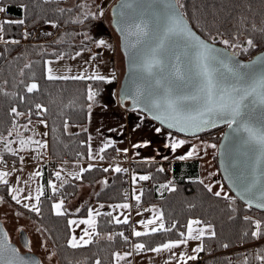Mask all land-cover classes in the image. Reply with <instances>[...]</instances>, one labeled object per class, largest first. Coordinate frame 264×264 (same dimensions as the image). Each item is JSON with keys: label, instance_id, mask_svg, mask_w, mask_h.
I'll use <instances>...</instances> for the list:
<instances>
[{"label": "trees", "instance_id": "trees-1", "mask_svg": "<svg viewBox=\"0 0 264 264\" xmlns=\"http://www.w3.org/2000/svg\"><path fill=\"white\" fill-rule=\"evenodd\" d=\"M65 1L0 0V7L5 8L4 12H0V22L5 20L24 21L23 24H4L3 31H0V89H2L0 91V135L6 138L9 136V131H12L13 134L9 137L15 138L22 131L19 128L22 123L28 124L33 119L45 120L48 124V154L57 161L65 158L74 160L89 157L87 132L68 133L65 128L66 122L86 123L91 111L88 105H92L102 97L109 96L108 98L115 103L118 101L115 78L104 81L91 79L49 80L47 78L46 60L49 57L65 54L63 50L68 48L75 51L73 46L59 48V45L62 46L60 36L84 33V30L95 21V18L89 17L83 19V23L73 22L78 16L77 6L66 7ZM181 3L183 4L182 10L194 29L208 40L210 37H218L215 42L221 44L220 40L232 39L237 32L240 33L239 40L242 43L249 37L253 38L257 47L250 49L249 52L244 53L232 49L238 51V54L244 59H249L264 49V35L259 31L252 30L253 24L257 26V29L264 27V0H181ZM59 9H72V11L61 13ZM53 23L56 26H52L50 30L42 34L41 39H44L42 42H10V40L21 37L24 28L33 32L37 26H49ZM73 26H79V28L72 29ZM84 42L86 41H81V43ZM80 48L83 47L80 46ZM26 64L31 66L25 68ZM21 69H23L22 74ZM33 82L38 84V90L28 93L27 85ZM90 88L97 93L93 101H89L87 98ZM36 104H41L47 111L36 109ZM13 107L24 115L13 114L11 112ZM224 129L225 126L217 127L197 136L206 137L210 134V140L217 146L218 152V144L222 137V134L218 135V132ZM0 142L3 143V141ZM113 150V146L105 149L103 157L106 158L110 152L114 153ZM217 152L214 160L219 168ZM2 156L12 158L18 163L16 156L5 148ZM43 167L45 182L48 178L56 179V176L52 175L45 165ZM104 169L94 166L81 173L79 178L72 177L58 181L55 192L51 187H48L40 200L39 213L24 208L22 204H17L10 195L9 185L0 184V194L4 201L16 206L42 226L48 240L55 248L59 264H96L97 260L100 261V264H113L114 254L123 246L129 247L133 241L143 242L147 248H153L167 240L183 238L180 233L186 234L187 225L191 219L201 221L202 225L210 224L215 232L214 236L203 237V253L211 251L212 247L215 250H223L239 242H248L253 238L251 233L256 229L255 220L252 217H258L264 221V210L249 207L233 193L228 198L225 195L217 197L214 195L215 192L208 191L207 184L201 179H187L188 175H199L198 161H175L172 166L173 175L176 178L175 188L162 192L158 191V186L165 182L168 176L160 170L159 163L141 162L136 165V170L149 174L154 185L142 191L140 202L159 205L166 223L165 228L171 230L150 232L140 237L133 236V238L121 236L119 234L124 232L128 223H116L110 213H100L97 216L96 232L92 242L82 247L72 248L68 243L72 231L71 225L68 223L70 214L65 213V215L57 216L52 205L59 199L68 201L73 198L79 191L82 182L95 183L111 172L109 169L108 171H104ZM121 176L120 172L115 173L111 182L99 190L95 197L96 200L125 201L124 182ZM223 181L226 184L224 179ZM245 216L251 217V220H245ZM106 231L113 232L111 240L99 238L101 233ZM124 237L128 239L125 240ZM224 245L228 246L224 247ZM257 248L258 251H264V242ZM217 260L218 258H213L211 262Z\"/></svg>", "mask_w": 264, "mask_h": 264}, {"label": "snow or ice", "instance_id": "snow-or-ice-1", "mask_svg": "<svg viewBox=\"0 0 264 264\" xmlns=\"http://www.w3.org/2000/svg\"><path fill=\"white\" fill-rule=\"evenodd\" d=\"M130 7V5H128ZM149 6L151 7V13L149 19L143 17L134 24L128 25L127 31L125 28L119 30L125 35V40L130 36L136 38L135 43L132 45L135 47L137 44L145 42L148 38L152 43L143 50H140L135 55V61L137 66L144 71L152 74L164 73L165 68L169 69L166 76H161L157 79V87L150 89L146 93L140 88L135 91L127 90L126 95L133 99L134 105L143 104L146 111L152 113L153 118L159 121L162 125H167L169 129H176L182 133L195 134L200 131H204L208 128H215L218 124H227L228 128L234 133V142L239 143L244 147L245 151L243 155L251 161V172L246 173L243 170H236L229 178L233 180L239 189L238 194L241 198H247L249 206L252 205L254 200L260 201L256 204L258 208H264V53L256 56L254 60L249 63H241L236 59L238 51L247 53L250 49L256 48L257 44L253 38L249 37L243 43L239 40V32H237L232 39H222L220 43L228 46V48L238 51L228 52L227 49H221L213 46V43L202 39L196 32L189 27L188 22L185 19V14L181 9L183 4L181 0H149ZM81 9V15L83 19H88L96 14L87 10V3H81L77 5ZM5 8L0 7V12H4ZM61 13L72 9H59ZM102 11L99 15H102ZM124 16V13H121ZM83 19L77 16L73 22L83 23ZM126 22V21H124ZM23 20H5L0 22V31H3L4 24H23ZM53 26H56L53 23ZM253 31H259L264 35V27L257 29L255 24L252 25ZM27 35V33H25ZM179 39L182 43V52L180 55L175 56V63L166 65L164 60V53L168 49V42ZM218 37H210L212 42H215ZM15 43V41H13ZM106 42L100 40L99 45H103ZM127 54V46H126ZM76 55H80L79 52ZM183 57V59L181 58ZM59 58V57H58ZM51 64V61L47 62ZM31 65L26 64L24 67L29 68ZM23 69H21V74ZM47 78L49 80L56 79H91L104 81L107 79L105 76L100 75L98 72H94L91 76L85 77L84 75L77 76H57L53 74V69L48 67ZM114 78V77H113ZM6 83V82H5ZM38 84L33 82L27 85V92L32 93L38 90ZM2 91V89H0ZM7 95V93H4ZM96 92L89 89L88 100L93 101ZM36 109L47 111L41 104L35 105ZM91 109L92 105H88ZM11 112L16 116H22L23 113L17 111L15 107L11 109ZM39 114V113H38ZM30 123V121H29ZM44 123V121H41ZM27 127V126H25ZM67 122L65 128H67ZM155 131L160 133L161 128H156ZM13 133L9 131L8 135ZM18 135V134H17ZM46 135V134H45ZM170 143L165 147L171 148L173 152L187 143L183 139L172 138V134L169 133ZM91 139V138H90ZM0 141H3L4 148L8 152H14L15 150L10 146L12 141L6 140L3 135H0ZM31 141V138H29ZM21 139L19 141L21 147H24L26 143ZM38 144L41 148L46 147V142L31 141ZM148 142L143 144L134 145V147L147 146ZM108 145H105L107 147ZM206 147L215 148L216 145H206ZM100 152L104 151V148L99 149ZM127 152V149L124 150ZM196 152V146L193 145L192 149L184 156H180L179 159L184 160L191 157ZM91 156V151L89 153ZM166 158V157H165ZM23 157L21 161L23 162ZM94 167L89 165L88 169L81 168L80 173L88 171ZM246 167L248 165L246 164ZM161 171L163 169H160ZM108 171V169H104ZM116 172L127 171L119 166L115 168ZM7 171L0 170V184L8 185ZM34 175L39 176L41 173L37 171ZM76 178H79V173L75 174ZM57 179L60 178L61 173L58 171L55 173ZM135 179V177H133ZM141 180H148L149 176L139 177ZM104 183H107L106 181ZM201 183H203L201 181ZM49 184L52 187L53 192L56 191V185ZM62 186V185H61ZM161 187H167L162 185ZM209 192L212 191L211 185H206ZM171 190V189H170ZM12 193V199L17 203H21L22 188L12 187L10 188ZM36 196L34 197L35 203H24L23 207L30 209L32 212H40V196L43 194L41 188L36 189ZM215 196L220 197L221 191L214 193ZM226 198L227 194H224ZM24 200H32L31 193L23 197ZM135 199L139 201L140 197L136 196ZM57 216L65 215L63 210V200L52 205ZM103 207V205H101ZM115 207L129 208L127 203L122 205H116ZM79 211V209H77ZM99 215V212L96 213ZM110 215V214H109ZM88 219L69 220V225L77 223L89 225L92 228V232L88 229L84 230V234L79 237L76 236L68 241L72 248L82 247L92 242V235L95 233V220L93 218V210L88 209ZM116 223H127L128 218L125 217L120 220L118 217L114 218ZM245 220H251V217H244ZM159 221L158 226L152 227L150 231L156 233L158 231H170L171 229L165 228L163 222V215L150 219L148 221H140L141 224L149 225ZM201 221L190 220L187 225V236L185 239L176 241H169L163 243L160 246L151 249L154 252H160L162 249H172L181 244H186L188 239H200L205 234L204 228H193V225H199ZM255 231L251 233L253 237H258L262 234V222L260 220L254 221ZM175 227V225H173ZM211 229V225L207 226ZM196 232L198 235H194ZM148 232H140L133 230V235L136 237L147 235ZM211 235H215V232H211ZM119 235L123 236V233ZM181 237H185V233H180ZM85 236L88 239H85ZM109 240L112 236L107 237ZM127 240V237H124ZM228 245H224L227 247ZM145 244L137 243L134 245L135 250L139 251L145 249ZM194 251H202V246H198ZM131 253H115L116 264H120V261L124 256H130ZM183 259V254H181ZM187 259H196L195 256L188 257ZM256 259L264 262V255H258ZM0 264H40L35 259H25L18 255V250L12 247L8 243L7 233H3V238L0 239ZM96 264H100L97 260Z\"/></svg>", "mask_w": 264, "mask_h": 264}, {"label": "crops", "instance_id": "crops-1", "mask_svg": "<svg viewBox=\"0 0 264 264\" xmlns=\"http://www.w3.org/2000/svg\"><path fill=\"white\" fill-rule=\"evenodd\" d=\"M111 2L112 0L108 2L106 1L104 4L103 2L95 3L93 0L91 1L90 0H66L65 1L66 7H72V6L75 7L81 3H87L88 5L87 10L96 14L94 15L96 18L95 25H91L90 27L86 28L84 30V33H78L77 35L75 33V34L68 35V36H65V34H63L62 36H60L61 38L59 37L60 42L62 43L61 44L62 46L59 45V48H63V46H69V47L73 46L75 50L73 51L72 48H68L67 50L62 49L64 51L63 53H65L62 55L70 57L71 59H78V57L80 56L89 57V58L93 57L92 59H94L93 62L95 64V66H93L92 68L93 71L92 70L90 71V68H81L80 70L81 72L91 73L95 71V72H98L99 74H107V72L111 70V69L107 70V68H109V65L104 64V57L108 55L107 54L109 52L108 47H110L111 52H112V48H114V51H115L116 47H115V44L111 42L110 40L101 39L106 36V33L102 32L104 30H102L101 24L97 21V19L101 16L99 15V13L101 11L103 13L105 10H107ZM76 11L78 14H81V9L79 7L76 8ZM77 28H79V26L72 27V29H77ZM0 36H1V32H0ZM0 40H1V37H0ZM82 40L86 42L81 43ZM100 40H103L106 43L103 45H99L98 42ZM80 46H82L83 48H80ZM88 51L90 52L89 54L86 53ZM77 52H79L80 55L77 56L76 55ZM57 57H60V56L57 55ZM112 59H113V62H112L113 72L115 74L113 77L116 79L117 86H118V81H119V76H120L121 71L119 69V66L117 65L116 54L115 56H113ZM105 99L107 98L104 97L103 99L104 102H105ZM106 102L112 105L113 107H110V109L106 111L104 109L91 108L88 121L86 123L79 124V123L67 122L68 127L66 128V130L68 133H76L80 131L87 132L88 148H89L88 152L90 153L91 151V156L89 155L87 159L71 160V159L65 158L63 160H60L57 166L58 171L60 172L61 170L60 165L63 164L65 167L69 168L71 173L72 171H75V173H72V177H76L75 174L77 173H79V176H80L81 168L88 169V165L94 163V161L91 159L92 154L94 152L93 150L94 147L97 148V151H96L97 156L100 157V160L97 161L99 165H94V166H100L102 168L109 169L111 171L109 174L102 177V179L98 180L97 182L95 181V183L82 182L79 186V191H77L76 195L70 200L65 201L64 199H59L58 201L55 202V203H58L61 200H63V210L65 211V213L70 214V218H69L70 220H76L79 222L80 220L88 219L89 218L88 209H92L93 218L95 220L96 225H97V216H98L96 215L97 212H99V214L100 213H110L113 218L118 217L120 220H123L125 217H127L128 225L130 224L132 220H135L137 222V226L134 228L135 231L138 227L143 228V227H149L153 225V224L145 225V224L140 223V221L146 222L162 214L159 205L140 202L142 191L146 188L144 189L135 188L134 199L136 197L135 195L136 190L139 193L137 196H139L140 199L139 201L135 199L133 202L134 203L133 206L129 203L128 200H125L123 202L122 201L121 202H109V201H98L95 198L99 190H102L111 182L113 178L112 176L115 173H117L115 171V168L117 166H119L122 169L125 168L126 166L125 153L130 154L131 158L138 159L137 164L141 162L154 161V162H158L159 167L163 169L164 162H168V166L166 168L167 174H164L168 176V179L162 184L161 183L159 184L158 186L159 192L175 188L176 178H175V175H173L174 172L172 171V166L175 161L176 162L177 161L179 162L198 161L199 162V173H198L199 175H196V174L188 175L186 178L189 180L201 179L203 182L205 180L207 185L215 186V191L212 190L213 192L219 191V188L223 189V187L220 186L221 184L220 185L217 184L215 180H213L212 178L214 174L220 177V179H222L220 170L216 164V161L214 160L215 154L217 152V146L215 148L205 146L206 147L205 154H203V151H199V148L202 145H212L211 140H208L206 137H201V136L185 137V136L178 135L177 133H174V132L172 133L170 129L164 128V126L156 123L157 121L153 120L148 115L143 114L142 112L137 111V110H128L122 107L119 103V99L118 101H116V103L111 99H109ZM112 108H114V110H112ZM46 124H47V121H45V125ZM47 127H48V124H47ZM156 128H161L162 131L160 133H157L155 131ZM43 133L48 134V129L43 130ZM169 133L172 134V138L183 139V140H186L187 143L181 146L180 148L176 149L175 152H173L171 148L165 147L166 144L170 143V138L168 135ZM123 136L127 137L126 141H125V137ZM46 138H47V135H46ZM32 141H40V138H38L37 140H32ZM145 141L148 142L147 146L134 147V145L143 144ZM114 142H116V144H114ZM105 145H108V146L110 145L114 147V150H113L114 153L112 152L108 153V156L106 158L103 157L104 151L100 152L98 149L101 146L102 148H104V150L107 149L108 146L105 147ZM193 145L196 146L195 154L184 160L179 159L180 156L186 155L192 149ZM48 148H49V145H48V138H47V150L45 153H43L44 154L43 157L49 156ZM28 149H29V153H28L29 155L37 156V154L40 151V146L38 144L30 142V144L28 145ZM125 149H127V152L124 151ZM120 151H123L124 154L121 155ZM43 161L44 159L41 158L35 161L33 160L32 163L41 164ZM43 165H45L46 169L48 170L47 165L44 163ZM43 165H42V169H43ZM203 172H207L206 177H204ZM120 173L122 174V171ZM141 176H147V175L142 172H138L135 168V172H134L135 182L140 181L141 179H139V177ZM72 177H69V178H72ZM60 178L59 179H57V177L56 179L54 178V181H56L55 185H57L58 181L64 180L61 176ZM50 179L52 178H48L46 182L43 180V170H42L41 180L43 184V191H42L43 194L41 195L40 200L43 197V195H45V192L47 191L48 187H51V185L49 184V182L51 181ZM105 181L107 183H104ZM162 185H167V187H161ZM222 193L227 194V192L224 189ZM227 197H231V196L227 194ZM125 203L130 205V207L129 208L115 207L116 205H122ZM101 205H103V207H101ZM77 209H79V211H77ZM163 222L166 227V223L164 219H163ZM155 223H159V221L157 220ZM76 226L78 227L77 230H76ZM204 226L207 227L208 225H204ZM71 229L72 231H71L70 239L72 238V236H76L78 240H79V237L84 234L85 229H88L89 232L93 231L89 225L80 224V223L71 225ZM95 230H96V227H95ZM210 231L213 232L212 226H211ZM94 234L92 235V238ZM207 235H211V234L208 233ZM207 235H204V236H207ZM108 236H112L113 238V232H110V231L103 232L101 233L99 238L109 240L107 238ZM204 236H202L201 238L203 239ZM85 239H88V237L85 236ZM167 241H171V240H167ZM136 243H137L136 241L135 242L133 241L131 245H129V247L125 246L126 247L125 250L119 249L117 251L121 255H123L126 252L131 253L130 256H124V258L120 261V264H139V261L141 260V257H138V255H140L139 254L140 251L145 250L149 252V250L147 249H151V248L145 247V249L137 251L134 248V245ZM199 246H202V251H199V252L195 251L194 254H191L189 257L191 256L197 257L200 254V252H203L204 240L202 241V243H200ZM187 258L182 261H173L168 264H186L194 260V259H187ZM113 264H116L115 258H114Z\"/></svg>", "mask_w": 264, "mask_h": 264}, {"label": "rangeland", "instance_id": "rangeland-1", "mask_svg": "<svg viewBox=\"0 0 264 264\" xmlns=\"http://www.w3.org/2000/svg\"><path fill=\"white\" fill-rule=\"evenodd\" d=\"M93 1L95 3L96 2H98V3L103 2V4H104L106 1L108 2L111 0H99V1L93 0ZM114 1L115 0H112L110 5H112ZM110 5L107 8V10H105L103 12V14L97 19V21L101 24L102 30H104L102 32L106 33V36L104 38H101V39L110 40L111 42H113L115 44L116 49L114 51V48H112V52H111L110 47H108L109 52L107 53L108 55L104 57V64L109 65V68H107V70H110V69L111 70L109 72H107V74H100V75L105 76L107 79H113V76L115 74L113 72V64H112L113 59L112 58L116 54L117 65L119 66V69L121 71L120 76H119V81H118V84H119L120 80L122 78L124 69H125V62H124V58H123L124 57L123 53H122V51L120 49V45H119L120 44L119 37L111 25V16H110V7L111 6ZM78 16H80V18L83 19L81 14H78ZM90 18H95V16H91ZM94 20L95 21L92 23V25H95L96 18ZM51 27H52V24L49 25L48 30H50ZM112 37H114L115 40H112L111 39ZM39 39H40V42H42L44 40V39H41V37ZM113 52H114V54H113ZM86 53L89 54L90 52L88 51ZM59 56H60L59 59H57L58 58L57 56H52L51 58L49 57L46 60V71H47L48 67H51L53 69V74H55L57 76L84 75L85 77L91 76L95 72L94 71L91 73L90 72L84 73V72L80 71L81 68H90V71L91 70L93 71L92 68H93V66H95V64L93 62L94 59H92L93 57L89 58V57L80 56V57H78V59H71L70 57H67L64 55H59ZM48 61H51V64H48L47 63ZM84 71H86V70H84ZM46 75H48V73ZM118 86H116V89H115L117 94H118ZM108 97L109 96H106L107 99H105V102L103 101L104 97L100 98L96 102H93L91 108H93V109L94 108L104 109L105 111L110 109V107H113V106L106 102L110 99ZM112 110H114V108H112ZM39 120L44 121V123H45V120H41V119H39ZM25 126H27V127H25ZM19 128L22 130L19 132L20 135L18 134V136L15 138H11L9 136L5 138L6 140L12 141V144L10 146L15 151L10 152V153L13 154L14 156H16V158L18 159V163H16L12 158L3 156L4 160L7 159L11 162L12 167L11 168H4L3 167V169L1 167L0 170L7 171L9 173V175L7 176V180L9 182L8 183L9 188L18 187V188L23 189V192H21V194H20L21 195V203L20 204L23 205L24 203H35L34 197L37 194L36 193L37 188H41L43 191V184H42V180H41L42 170H43L42 169L43 162L41 163L42 164L41 165L40 163H32L33 160L35 161V160H38L41 158L46 160L50 156L43 157V155H44L43 153L46 152L47 146L44 148L40 147V151L37 154V156H32V155L28 154L29 153L28 145L30 144V142L32 140H37L38 138H40V142L41 143L46 142V145H47V138H46L47 134L46 133H43V132L39 133L37 128H34V126H32L30 123H28V124L22 123L19 126ZM23 131H26V132H23ZM220 132H223V131H220ZM123 137H125V141H126L127 137L126 136H123ZM29 138H31V141H29ZM21 139H24L25 141H29V142L26 143L24 147H21V145L19 143V141ZM210 139H208V140H210ZM114 144H116V142H114ZM125 144H126V142H125ZM205 146L206 145H202L199 148V151H203V154L206 153L205 152L206 151ZM101 148H102V146L99 147L98 149H101ZM93 150H94V152L92 154L91 159L94 161V163L89 164V165H99V163H97V161L100 160V157L97 156V152H96L97 148L94 147ZM126 155H130V154H125V157H126ZM21 157L24 158L23 162L21 161ZM53 160H55V159H53ZM58 162L59 161H57V160H55V162H54V165L57 168V172H58V167H57ZM60 169H61L60 170L61 177L64 180L68 179L69 177H72V173H75V171H72V173H71L69 168L65 167L63 164L60 165ZM37 171H39L41 173V175H39V176L34 175ZM203 173H204V177H206L207 172H203ZM52 175L55 176V174H52ZM212 178H213V180H215V182L217 184H219V185L221 184L220 186L223 187V189L227 192V194H229V196H232L231 190L227 186H225L223 180L220 179V177L213 174ZM50 180H51L52 184L56 183V181H54V178H52ZM204 182H205V180H204ZM209 183H211V182H209ZM135 188L141 189L140 187H135ZM223 189L219 188V191L222 192ZM133 190H135V189H133ZM212 190L215 191V186H212ZM29 193H31L33 199L30 201L24 200L23 197L27 196ZM138 194L139 193L136 190L135 195L137 196ZM222 194H224V193H222ZM10 195L12 196L11 191H10ZM0 220L2 221V223L6 229V232H7L9 239L13 242H16L21 250H24V248L26 247V245L21 244V237L24 235L23 237H25V240L28 242V246H27L28 250L33 251V253L38 255L40 257V259L42 260V262H44L45 264H59V260H58L57 254L55 252V248H54V246H52L53 244L48 240L47 234L45 233L42 226H40L28 214L20 211L16 206H13L12 204L4 201L2 199L1 194H0ZM191 220H197V219H191ZM129 226H130V224L128 225L127 228H129ZM156 226H158V223H154L153 225H151L149 227H143V228L138 227L136 229V231L150 232V229L152 227H156ZM193 228L194 229L195 228H204L205 229L204 235L211 233L210 229L208 227L202 225V224L193 225ZM77 229H78V227L76 226V230ZM193 234L198 235V233H196V232H194ZM186 236H187V232H186ZM186 236L184 238H186ZM184 238H181V239H184ZM176 240H180V238L179 239H173L171 241H176ZM202 241H203V239L200 237V239H188L186 244L178 245L177 247L172 248V249H162L160 252L151 251V249H153L154 247L151 249H147V250H149V252H147L145 250L140 251V253H139L140 255H138V257H141L139 264H168V263L173 262V261L185 260L191 254H194V252H195L194 249H196L200 245V243H202ZM167 242H169V241H167ZM137 243H143V242L138 241ZM160 245H157V246H160ZM157 246H155V248ZM181 254H183V259H181Z\"/></svg>", "mask_w": 264, "mask_h": 264}, {"label": "water", "instance_id": "water-1", "mask_svg": "<svg viewBox=\"0 0 264 264\" xmlns=\"http://www.w3.org/2000/svg\"><path fill=\"white\" fill-rule=\"evenodd\" d=\"M128 5H130V7ZM110 6H111L110 7L111 25L119 36V42H120L119 45L123 53L124 56L123 58L125 62V69L122 78L120 80V83L118 84L119 86H118L117 96L119 99V103L122 107L128 110H140L149 117H151L153 120H155L153 118L152 113L144 109L143 104H140L138 106L134 105L133 99L127 96L126 92L127 90L135 91L137 88H140L142 91L146 93L150 89L156 88L157 79H160L161 76H166L169 72V69L166 67L164 73L154 72L152 74H149L148 72L138 67L137 62L135 61L136 53L140 50L146 49L152 42L148 38H146L144 43L137 44L135 47H133L132 45L135 43L136 38L134 36H130L128 37L127 40H125V35L122 34V32L119 30L120 28H125V30L127 31L128 25L139 22V20L142 17L144 19H149L152 10L151 7L149 6V0H115L113 4ZM181 11L183 10L181 9ZM121 13H124L123 17L121 16ZM185 19L188 22L189 27H191L193 31L196 32L197 35H199L202 39H205L206 41L213 43L214 47L227 49L229 53L234 51L228 48L227 46L208 40L202 34H200L196 29H194V26L186 16ZM126 46H127V54H126ZM181 52H182V43L179 39H176L174 41H169L168 49L164 53V57H163L165 60V64L168 65L171 63H175V56L180 55ZM261 53H264V49L256 53L253 57L249 59H244L239 54H237L236 59L239 60L241 63L246 64L254 60L255 57L260 55ZM181 58L183 59V57ZM157 123L161 124L159 121H157ZM162 126L169 129L167 125H162ZM222 126H225V129L223 130L221 140L218 144V152H217L218 154L217 160L219 164L220 173L227 184L226 186L229 187L231 192L238 198L242 199V201L249 206L247 198L246 197L241 198V196L238 194L239 189L237 188L236 184L233 183V180H231L229 177L232 176L233 172L236 170H243L246 173L251 172V167H250L251 161L248 160L243 155L245 151L244 147L241 146L239 143L234 142L233 139L234 133L232 132V130L228 128L227 124H223V123L218 124L217 127H222ZM211 129L214 128H208L204 131L197 132L194 135L189 133L179 132L174 128L170 130H172V132L175 131L185 136H197ZM246 164L248 165V167H246ZM259 202L260 201L258 200H254L252 205L249 207H253L254 209H258V210H264V208L256 207V204ZM3 233H7V232L2 221L0 220V239L3 238ZM8 243L12 247L18 250L19 256H22L25 259H35L38 260L40 264H45L44 262H42V260L38 255L33 253V251L21 250L18 244L16 242L11 241L9 237H8ZM25 245L27 247L28 242Z\"/></svg>", "mask_w": 264, "mask_h": 264}, {"label": "built area", "instance_id": "built-area-1", "mask_svg": "<svg viewBox=\"0 0 264 264\" xmlns=\"http://www.w3.org/2000/svg\"><path fill=\"white\" fill-rule=\"evenodd\" d=\"M49 27L47 25L37 26L33 32H29L26 28L23 29V35L16 40H11L12 42L15 41L16 43H34L40 41V37L42 34L48 31ZM27 33V35H25ZM115 40L114 37L111 38ZM34 128H37L39 133H42L43 130L48 129L47 124L41 123L39 119H34L30 122ZM222 134V132H218V135ZM206 138L210 139L211 135H206ZM3 151H4V144L0 142V168H11L12 164L9 160L3 158ZM120 154L123 155L124 152L120 151ZM128 154V153H125ZM67 159V158H66ZM55 160L48 157L46 160L43 161L44 164L47 165L48 170L55 174L57 172V168L54 165ZM138 159L131 158L130 155H126L125 163L126 166L124 169L127 171H122V180L124 182V193L126 195V200L133 206L134 205V190L135 187H140L141 189L144 188H151L154 185V182L151 177L148 180H140L135 182L133 179L134 172L136 168V164ZM167 166L168 162H164L163 166V174H167ZM147 205V204H146ZM255 221L260 220L262 222V234L258 237H253L248 242H239L234 246L227 247L223 250H215L212 247V250L209 252H200L196 259L187 263V264H264V262L256 259L258 255H264V251H258L257 247L259 244L264 242V221L258 217H252ZM137 226V222L132 220L130 222L129 228H125L123 234L127 237H133V230ZM122 250H125L126 247H122ZM213 258H218L217 261L211 262Z\"/></svg>", "mask_w": 264, "mask_h": 264}, {"label": "flooded vegetation", "instance_id": "flooded-vegetation-1", "mask_svg": "<svg viewBox=\"0 0 264 264\" xmlns=\"http://www.w3.org/2000/svg\"><path fill=\"white\" fill-rule=\"evenodd\" d=\"M23 236H24V235H23ZM23 236L21 237V244H22V245H25V244L27 243V241L25 240V237H23ZM27 250H28V248L25 247L23 251H27Z\"/></svg>", "mask_w": 264, "mask_h": 264}]
</instances>
